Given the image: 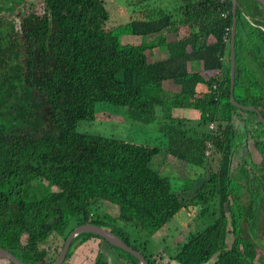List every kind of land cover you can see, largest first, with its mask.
I'll use <instances>...</instances> for the list:
<instances>
[{
    "label": "trees",
    "instance_id": "16d2710c",
    "mask_svg": "<svg viewBox=\"0 0 264 264\" xmlns=\"http://www.w3.org/2000/svg\"><path fill=\"white\" fill-rule=\"evenodd\" d=\"M148 1L126 0L129 21L115 25L109 0H42L40 13L23 17L20 30L0 25L1 248L50 264L60 242L92 222L111 227L149 264H160L123 227L149 238L184 217L204 220L203 226L181 231L170 262L256 264L264 248V208L256 204L258 195L264 197V141L255 142L260 162L243 160L246 184H240L231 174L237 107L230 64H224L231 54L233 0H171L152 8ZM248 2L244 11L262 23L264 8ZM237 24L246 31L239 9ZM241 44L238 37L234 101L264 109V62H256L262 75L249 69ZM258 52L251 47L249 60ZM109 108L121 111L125 124L157 128L158 147L89 132L86 124ZM179 109L197 110L199 129L176 118ZM248 113L264 127L255 112ZM211 123L217 127L208 128ZM163 150L194 170L182 188L156 168ZM198 170L208 180L194 190ZM243 195L252 198V214ZM104 204L117 216L102 217ZM108 216L116 225L105 223ZM92 236L77 237L68 256Z\"/></svg>",
    "mask_w": 264,
    "mask_h": 264
},
{
    "label": "rangeland",
    "instance_id": "374dc122",
    "mask_svg": "<svg viewBox=\"0 0 264 264\" xmlns=\"http://www.w3.org/2000/svg\"><path fill=\"white\" fill-rule=\"evenodd\" d=\"M125 1L126 0H109L108 5H109L110 13H111V23L113 25L129 21L128 17H129V14H131V12H129V10H131V8H129V10H128V7L125 8L126 7V5H124ZM128 1H134V0H128ZM170 1L171 0H149L147 2V4L149 5V8H152V7H158L162 4L168 5V3ZM35 2L38 4V6L40 8L42 7V5H43L42 0H35ZM20 3H21V0H17V4L20 5ZM247 3H249V2L247 1ZM10 4L11 3H7V4L2 3L0 5V10L6 11L7 9H9ZM145 4H146V2H145ZM18 5H16L15 3L12 4L13 7L18 6ZM168 6H170V3ZM261 9H259V11H261L263 13V10H261ZM260 17L263 18L264 13ZM262 23L264 24V22H262ZM186 34H187L186 29L181 28V35L183 36ZM262 34L263 33L258 28H253L252 33H251V37L257 38L259 35L262 36ZM125 40H127V38H125ZM255 46L252 45L253 48H255ZM250 53H251V46L250 47L249 46H246V47L243 46L240 48V51H239L240 58H242L243 56H246V57H248V61H250L249 60ZM239 93L240 92H238V94ZM242 94H243V91H242ZM198 113L199 112L198 111L195 112L194 109H186V110H184V109L180 110L179 109V110L174 111V116L178 119H185V121H188L187 123L190 124V126L195 127V129H199V125H202L201 124L202 122H200L201 117ZM248 115L250 116L251 114L248 113ZM123 116L124 115L122 114L121 111H119L117 109L109 108V109H106V111H104V113H101L99 115V118L96 122L91 123V124L87 123L86 128L92 134L97 133V134H103V135H108V136L115 135L116 137L132 140V142H136L138 144L147 143V144H150L154 147H158V144H160L161 139H160V137H158L157 128H155V127L142 128L138 124H136L134 126L130 125V124H125L124 123L125 119ZM251 117H252V115L248 118H251ZM126 123H128V122H126ZM208 128H212V126L209 125ZM200 129L202 130L203 126H200ZM82 130H83V127H82ZM244 147L249 152L251 159H253L256 162H260L261 156H260L259 152L257 151V149L254 145V141H253V139H251V137H249L247 139ZM162 149H163V147H162ZM242 149H243V146L241 145V150ZM157 159L159 160L158 161L159 164L158 165L156 164V168L159 170H163L162 172L164 174H170L171 173V178H172L173 184H175L176 186L178 184V187H180V188H182L183 180L187 175H190L191 177L195 176L194 170L189 165H187L183 161H180L179 159L173 158L171 155H167V153L164 150L158 156ZM164 162H167L168 164H170L169 168L165 167L163 169ZM164 170H166V171H164ZM196 172L198 173V175L196 177L197 181H196L194 190L201 187L203 185V183L208 180V173L207 172H202L201 170L200 171L198 170ZM242 198L245 199L246 201L249 200V199H247V195H243ZM217 210L219 211V204L217 205ZM105 212L107 214H109V216H111V217H115L118 214L117 209L114 206L109 205V204L103 205V209L100 213L102 217L106 216V215H104ZM109 216L106 217L105 223H107L108 226L116 225L114 220L112 218H110ZM227 216L231 220V218H232L231 213H227ZM208 217H210V216H208ZM205 220L211 221L210 218H205ZM263 221H264V218H263L262 222ZM188 222H187V219H185L184 217L175 218L172 220L169 227L163 229L162 231H159L155 236L149 237V238L146 236H137L136 231L133 230L132 228H129V227H123V228H124L126 233L129 232L131 234V235L130 234L129 235L131 237H133L137 246L142 245L143 247H147V252H149V254L153 255L152 260L156 259L158 261V263H160V264H163V263L167 264V263H170V259H171L170 257L176 251L177 244L183 241V235L181 234V231L187 232L190 227L192 229L198 228V227L201 228L203 226L202 223L204 222V220L202 223L199 221H195V220H193V222H190V223H188ZM77 223H78V221H76L74 223V225H77ZM110 228L111 227H107V229L111 230ZM230 229H232V228H230ZM263 237H264V234H263ZM234 238H235L234 235L230 233L228 236L229 247L232 246ZM81 243H83V242H81ZM57 245H58V243H56L54 246H57ZM60 245L63 246V241L60 242ZM110 247H112V246H110ZM110 247H108V248H110ZM95 249H96L95 243L91 241L88 244L81 246L77 250L75 255L78 256L80 254H84L87 252L95 253ZM112 249H113L112 251L117 252L118 256L122 257L121 258V259H123L122 264H134L135 263V261L131 257L127 256L125 253H122L121 251H119L115 247H112ZM107 252L109 253L108 250H107ZM113 263H116V261ZM255 263L256 264H264V248L262 250L258 249V254H257Z\"/></svg>",
    "mask_w": 264,
    "mask_h": 264
},
{
    "label": "flooded vegetation",
    "instance_id": "af4514ba",
    "mask_svg": "<svg viewBox=\"0 0 264 264\" xmlns=\"http://www.w3.org/2000/svg\"><path fill=\"white\" fill-rule=\"evenodd\" d=\"M238 1V5H237V11L238 9L243 13L244 16V23L246 24L245 30L244 32H237L236 36H235V44H236V39L238 37L242 38V44L244 45V47L246 46H251L252 45H256L254 49L259 48V52L257 54L254 55L253 58H250V61L246 64L247 67L249 69H251L252 71H259V74L262 75L263 71L262 68H259L258 65H256V62L259 60L261 63L264 62V24L260 23V20H258L257 18H253L251 15L248 14V11H244V8L247 9V1L248 0H237ZM2 3H11L9 9H7L6 11H2L0 10V25L5 24L3 30H8L9 28L11 29L10 25L11 23L15 26V29L18 31L21 29V21L23 17H27L29 14H33V11H36V13H40V7L38 6V4L35 2V0H21L20 5L17 4V0H0V5ZM15 3L18 6L13 7L12 4ZM17 7V8H16ZM264 8V7H263ZM37 13V14H38ZM237 15V12H236ZM8 20V21H7ZM261 22H264V20H261ZM8 28V29H7ZM253 28H258L263 34L262 36H258L257 38H252L251 37V33H252V29ZM12 30V29H11ZM9 31V30H8ZM232 37H233V29H231V39H230V45L232 43ZM247 37V39H246ZM247 40V41H246ZM232 53V52H231ZM251 56V53H250ZM236 48H235V59H234V63H235V81H234V86H232V56L230 54L229 58H225L224 59V64H230V69H231V101L233 102L234 106L237 107V110L234 111L233 115H232V120H231V124H233V128H232V133L235 134V138L232 140L233 143L236 144L235 146V152L231 155L232 158V163H231V174L233 176V178L237 179V181L240 184H246V178L243 176V174H241V168L245 165L244 164V159H250V154L249 152L246 150L245 143L247 141V139L249 137H251V139H253L254 141V145L255 142L257 141V139H260L261 141H264V127L257 125L256 123H252V121L249 120L248 117H250L248 115V112L252 111L255 112V114L257 115V119L260 121H263L264 123V119H263V112L264 109H262V107L260 106H252V105H242L240 103H237L236 101H234V90H235V84H236V75H237V60H236ZM256 71V73H257ZM217 89V85L214 86ZM212 128H216L217 125H215L214 123H211ZM242 141V142H241ZM241 145L243 146V149L241 150ZM258 151V149H257ZM259 152V151H258ZM260 154V152H259ZM252 162H254L253 159L250 160V163L252 164ZM231 198V197H230ZM233 198V197H232ZM247 200L249 202V210L252 214V208H253V202H252V198L247 195ZM256 204L260 205L261 208H264V197L258 195L256 198ZM259 200V202H258ZM88 224H94L92 222L88 223ZM97 226V225H96ZM245 226H247L245 224ZM80 227V226H79ZM78 228V227H76ZM84 234V233H83ZM71 235V234H70ZM70 235H68V237L65 239V241H63V246H62V250L60 251L58 257L50 264H53L57 261V259L60 257V255L62 254L63 250L65 249L67 242L69 240ZM82 234L76 236L70 243L69 249L67 251L66 254V258L63 264H113L112 263V259L115 257L116 259L122 258L120 256L117 255L116 251H112L113 249L105 239L99 237L98 235L89 237L87 239H85L83 241V243L79 244L76 249L74 250V253L69 257V251L71 249V247L73 246V242L74 240L81 236ZM94 242L95 243V253H84V254H80L78 256L75 255V253L77 252V250L81 247L84 246L86 244H88L89 242ZM110 247V248H108ZM115 247V246H114ZM0 249H4L6 251H8L10 254H12L14 257H16L18 260H20L21 262L25 263V264H40L39 262H31V260L28 259L27 256L24 257H19V255H17L15 252H11L10 250L6 249V248H1ZM107 250L109 251V253L107 252ZM121 260V259H119ZM0 264H13L11 261H9L8 259L1 257L0 256Z\"/></svg>",
    "mask_w": 264,
    "mask_h": 264
},
{
    "label": "water",
    "instance_id": "95a60500",
    "mask_svg": "<svg viewBox=\"0 0 264 264\" xmlns=\"http://www.w3.org/2000/svg\"><path fill=\"white\" fill-rule=\"evenodd\" d=\"M252 1L257 2L259 5L264 7V0H252ZM233 5H234V23H233V28H232L233 29V37H232V43H231L232 86H234V81H235L234 59H235V36L237 33V15H236V12H237L238 1L233 0ZM83 233H92V234L98 235L99 237L105 239L110 245H113V246L129 253L130 255L136 257L140 261V264H149V262L143 257V255L139 251L130 247L128 244H126L119 236H117L111 230H109L107 228L100 227V226H96L94 224H86V225H83V226L76 228L71 233L69 240L67 242V245H66L65 249L63 250L62 254L57 259V261L53 264H63L64 263L71 241L76 236L83 234ZM0 256L8 259L13 264H25L4 249H0Z\"/></svg>",
    "mask_w": 264,
    "mask_h": 264
},
{
    "label": "crops",
    "instance_id": "0c3cea01",
    "mask_svg": "<svg viewBox=\"0 0 264 264\" xmlns=\"http://www.w3.org/2000/svg\"><path fill=\"white\" fill-rule=\"evenodd\" d=\"M237 26H238V24H237ZM237 32H242V31H238V28H237ZM229 36H230V39H231V33L229 34ZM228 45H230V40H228ZM225 59V58H224ZM203 88V86H200V90ZM181 110H183V109H181ZM197 110H195V112H196ZM199 114V113H198ZM200 115V114H199ZM112 248V247H111ZM114 259V260H113ZM112 259V263L113 262H115L116 261V263H113V264H122V262H123V259H121V258H119V259H121V260H119V259H116L115 257ZM163 264H166V263H163ZM168 264V263H167ZM169 264H177V263H175V262H170Z\"/></svg>",
    "mask_w": 264,
    "mask_h": 264
},
{
    "label": "built area",
    "instance_id": "2783aa9c",
    "mask_svg": "<svg viewBox=\"0 0 264 264\" xmlns=\"http://www.w3.org/2000/svg\"><path fill=\"white\" fill-rule=\"evenodd\" d=\"M219 1H221V2H226V0H219ZM229 31V29H227V32Z\"/></svg>",
    "mask_w": 264,
    "mask_h": 264
}]
</instances>
